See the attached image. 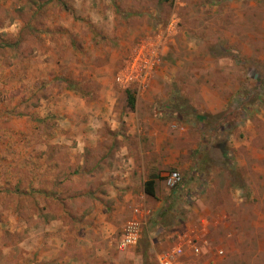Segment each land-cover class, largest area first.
<instances>
[{
    "label": "rangeland",
    "instance_id": "374dc122",
    "mask_svg": "<svg viewBox=\"0 0 264 264\" xmlns=\"http://www.w3.org/2000/svg\"><path fill=\"white\" fill-rule=\"evenodd\" d=\"M86 1L0 0V264L76 263L68 249L56 252L73 256L67 263L43 258L56 251L48 240L54 234L44 230L71 213V194L25 185L24 154L34 148L32 169H39L40 157L61 146L50 141L65 117L90 118L98 99L123 115L146 113L143 102L154 100L170 123L171 136L159 140L171 148L160 157L191 165L178 169L177 189L161 174L152 180V205L168 208L156 226H193L194 209L224 198L235 213L238 248L214 256L228 259L221 264H264V0H110L100 9ZM152 39L161 57L151 80L121 88L119 70L137 44ZM148 140L123 139L132 149ZM152 156L157 166L159 155ZM194 259L212 264L203 254ZM127 264L155 263L144 253Z\"/></svg>",
    "mask_w": 264,
    "mask_h": 264
},
{
    "label": "crops",
    "instance_id": "0c3cea01",
    "mask_svg": "<svg viewBox=\"0 0 264 264\" xmlns=\"http://www.w3.org/2000/svg\"><path fill=\"white\" fill-rule=\"evenodd\" d=\"M86 3L88 7L100 9L110 0H87ZM105 101L98 99L91 104L92 112L88 119L81 112H70L65 117L62 128L56 131L50 141L61 146L40 157L39 169H32V162H38L34 158V148L24 154V160L27 158V162H30L29 166L24 167L25 185L42 187L41 192L46 195L59 193L63 199L71 194V213L64 214L63 219L51 223L44 230L47 234H54L53 238L50 234L48 240L55 242L56 251L55 254L45 252L43 258L51 262L53 259L54 263H67L74 256L75 264H127L129 256L141 257L146 253L152 255L155 264H159L156 255L174 246L181 233L187 231V235H193L201 245L202 254L209 256L212 264L228 262L226 258L215 257L218 253L223 255L238 248L236 242L239 232L235 213L226 199L217 200L223 202L220 206L201 205L194 209L193 226L180 223H176L173 228L162 224L156 226L157 218H160L162 211L168 212V208H164L166 205L162 203L152 205V202H156L152 180L160 174L164 179L169 173L164 171L171 167L176 168V171H187L191 166L178 160L177 156L160 157L171 148L161 145L159 140L171 136L169 119L161 115L152 99L148 100L151 102H143L147 106L146 113L138 108L136 112L126 115L112 112L111 103ZM73 104H70V108ZM121 122L125 123L124 130L116 135L114 132H119ZM87 127L89 130L81 131ZM186 129L185 125L179 127L181 132ZM124 135L134 139L145 136L149 140L147 143L141 141L132 149L124 143ZM46 150L48 146L42 148L41 154ZM88 153H91V159ZM152 154L159 155L157 166L149 163ZM49 155L55 160H50ZM33 176H37V179ZM11 178V182L15 183V176L11 175ZM149 181L154 186L153 195L146 192ZM135 208L143 210L144 226L140 244L128 252H120L117 250V241L125 222L134 217ZM152 218L154 220L150 223ZM59 249H68L73 256L66 254L60 259V255L56 254ZM188 256L191 264L196 257Z\"/></svg>",
    "mask_w": 264,
    "mask_h": 264
},
{
    "label": "built area",
    "instance_id": "2783aa9c",
    "mask_svg": "<svg viewBox=\"0 0 264 264\" xmlns=\"http://www.w3.org/2000/svg\"><path fill=\"white\" fill-rule=\"evenodd\" d=\"M160 57L161 51L153 39L141 41L132 50L127 61L119 70L116 79L117 84L124 89L134 84L147 85L160 64ZM164 183L171 190L177 189L182 185L183 177L179 171H170L164 176ZM133 212L134 217L126 222L117 241V250L120 252H128L137 247L142 238L143 210L135 208ZM188 254L191 257H199L202 255V248L196 239L187 234H182L174 246L159 252L156 259L159 264H190Z\"/></svg>",
    "mask_w": 264,
    "mask_h": 264
},
{
    "label": "trees",
    "instance_id": "16d2710c",
    "mask_svg": "<svg viewBox=\"0 0 264 264\" xmlns=\"http://www.w3.org/2000/svg\"><path fill=\"white\" fill-rule=\"evenodd\" d=\"M129 99H130L129 104L131 105V107H133L134 106V97L130 96ZM146 192L148 194H150V195L154 194V186H153L152 182H147V184H146Z\"/></svg>",
    "mask_w": 264,
    "mask_h": 264
}]
</instances>
